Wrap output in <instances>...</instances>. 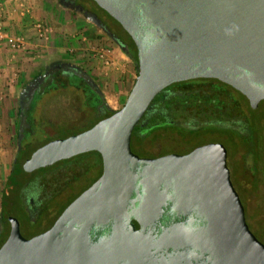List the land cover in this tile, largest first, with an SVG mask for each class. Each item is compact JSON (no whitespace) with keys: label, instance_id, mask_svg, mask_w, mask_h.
<instances>
[{"label":"water","instance_id":"1","mask_svg":"<svg viewBox=\"0 0 264 264\" xmlns=\"http://www.w3.org/2000/svg\"><path fill=\"white\" fill-rule=\"evenodd\" d=\"M134 35L139 46L136 82L123 107L84 132L52 140L26 160L28 172L98 151L104 170L46 232L25 237L17 218L0 248V264H264V242L251 230L232 181L223 143L190 153L140 158L134 130L155 98L175 82L215 78L241 91L257 109L264 100V0H95ZM140 5L154 39L144 47L134 30ZM165 185L174 209L195 212L197 231L164 228L156 237L122 224L135 203ZM145 198V197H144ZM166 198V197H165ZM142 213L151 215L145 200ZM137 212V213H136ZM115 223L98 236L94 226Z\"/></svg>","mask_w":264,"mask_h":264},{"label":"rangeland","instance_id":"2","mask_svg":"<svg viewBox=\"0 0 264 264\" xmlns=\"http://www.w3.org/2000/svg\"><path fill=\"white\" fill-rule=\"evenodd\" d=\"M78 1L100 10L93 0ZM24 3L23 8H27V6L30 8V13L33 14L35 21L52 27L53 32L49 41L36 40L32 42L29 39L31 44L28 43L27 49L18 53L22 57L20 63H16L18 55L14 60H9V64L6 63L10 75L2 84L4 87L2 85L0 87L3 91L2 94L0 93L3 96L0 101V107H2V109L0 108V203L1 191L5 187L6 179L17 154L18 118L17 115L14 116V113L18 112V107L15 100L23 84L28 81L31 83L34 78L41 74L46 65L61 58L62 61L73 67L83 66L91 81L101 89L106 103L111 108L119 110L125 104L138 76V69L127 55L115 47L84 14L72 12L73 8L69 5L60 3L56 5L55 0H27ZM21 35L24 36V34ZM29 41L27 40V42ZM97 45L112 49L111 65H106L97 58L96 50H94ZM13 62L14 66L12 65ZM86 103L87 98L84 92L75 87H64L45 94L35 111V115L37 125L39 127L43 125L52 136L40 130L37 135L38 140L44 142L51 137L59 138L78 134L92 126L97 121V116L88 108ZM92 103H96V101L93 100ZM249 114L253 123L257 124V127L261 126L264 130V101L257 109L251 108ZM157 134H161L160 138H151L147 142V148L156 154L161 152L164 154H185L199 145L209 144V142L223 143L227 147L230 175L246 208L247 222L254 234L264 242V184H261L260 190L255 192L254 183L252 184L249 180L252 175L249 172L244 173L242 160L236 157V149L229 142V138L222 139L220 135H206L191 140L183 138L175 131H159ZM98 176V170H94L89 178L86 175L77 185L78 187L76 186L78 192ZM244 184L250 193L245 189ZM78 192L75 189L69 191L63 198V205ZM18 217H21L20 214ZM51 220L52 218L32 229L31 232L33 233H23V235L31 238L40 234L37 232L43 230Z\"/></svg>","mask_w":264,"mask_h":264},{"label":"flooded vegetation","instance_id":"3","mask_svg":"<svg viewBox=\"0 0 264 264\" xmlns=\"http://www.w3.org/2000/svg\"><path fill=\"white\" fill-rule=\"evenodd\" d=\"M96 5L100 8H92L87 4H80L76 0H55V4H65L69 5V7L73 8L72 12L82 13L86 16V18L94 23L100 31L111 41L115 47H118L127 57L132 61L135 65L136 69L139 67V46L134 38V35L127 31L124 26L117 21L113 16H111L106 10H104L95 0H93ZM113 2L119 6L117 0H113ZM133 13L135 14L134 23L138 25V28L134 30V34L140 43L146 47L150 41L154 39L153 34L149 31L150 25L145 22V17L141 12L140 5L135 6L133 8ZM82 66L73 67L69 65L67 62L62 61L61 58H58L42 69L40 75H38L35 79L30 83V90L23 92V97L31 98V93L35 89L41 90L45 83H47V78L53 72L61 71L65 74L68 71L80 72L82 73ZM65 70V71H64ZM83 74V73H82ZM85 76V75H84ZM87 82L91 85L92 89L96 91L98 95L102 97V104L98 106V99L96 100L95 109L89 106V102L87 100L86 105L88 108L92 110L94 115L97 116V121L90 126L89 128L84 129L88 130L92 128L99 121L111 116L109 115V109L111 108L105 100V96L102 93L101 89L91 81L89 75H86ZM215 79V78H214ZM219 80V79H218ZM225 83V82H223ZM227 84V83H225ZM229 85V84H227ZM239 93L243 94L241 91L237 90L233 86L229 85ZM163 92L162 95H164ZM244 95V94H243ZM86 96V95H85ZM245 96V95H244ZM87 98V96H86ZM98 98V97H97ZM245 99L250 104L249 99L245 96ZM264 101V100H263ZM262 101V102H263ZM261 102V103H262ZM260 103V105H261ZM154 105V104H152ZM147 112V114L143 117L145 118V122H148L152 116L155 115V110L152 109V106ZM259 105V106H260ZM23 108V106H22ZM18 144L17 151L20 149V152L26 153V159L21 162H17V167H12L7 179L13 176V179L16 181H20L22 183V190L19 193L20 202L16 204L17 201H9L10 207L14 209L16 215H10L8 218H4L1 212L2 199L0 203V248L8 239L11 230L12 223L10 221L11 217H15L20 222L21 232L23 233H33L32 229L36 228L39 224L45 222L52 218L50 223L43 229L38 231L37 233H43L49 230L63 213V211L71 204L79 195H81L86 189H88L96 180L100 178L104 170L103 157L101 155V160L99 157L94 156V151L85 152L76 156H73L68 159H63L51 166L42 167L36 169L32 172H28L24 168V164L27 159H29L35 151H37L42 146L48 144L52 140L58 139L51 137L46 141H39L37 138L38 131H43L49 134L45 127L37 125V118L34 120H25L22 116V120H18ZM29 131L30 136L28 139L24 140L22 131ZM163 131V130H162ZM81 133V132H80ZM52 136L51 134H49ZM73 134L59 137L66 138ZM161 135V134H160ZM158 135V137L160 136ZM222 139H226L227 136H223L221 133L219 134ZM262 135V150L264 156V130L261 131ZM212 136V135H211ZM217 136V135H214ZM157 137V138H158ZM160 138V137H159ZM148 140L137 143L134 142L132 138V150L133 152L139 156L140 158H158L167 154L163 152L156 154L151 152L147 148ZM236 142L239 141L236 139ZM211 143V142H209ZM208 143H204L205 145ZM201 146V145H199ZM236 149V157L241 158L242 160V152H239L238 147ZM191 151L187 152L190 153ZM185 153V154H187ZM229 157V153H228ZM264 159V158H263ZM24 171H23V170ZM94 170L99 171V176L92 181L88 186L78 192V184L83 180V178L87 175V178L93 173ZM39 171V173H38ZM6 179V180H7ZM77 186V187H76ZM246 185L244 184V187ZM77 190L78 193L69 201L64 203L63 198L68 194L69 191ZM245 189L249 191L247 186ZM143 193V198L141 201L135 203L132 209L137 210L138 214L134 212L130 215V218L126 219L122 224V228H126L128 232H131L134 227L136 230H140L143 233H152L156 237H159L161 233H163L164 228L169 226L178 225L180 228L184 229L187 232L190 230L197 231V229L205 224L204 220L198 216L195 212L188 213L185 215L183 212L179 213L176 209H174L173 200L169 198V195H173V190H167L165 185L158 186L155 191H153L155 199H151L146 197L145 191L141 189ZM240 194V193H239ZM241 196V195H240ZM145 197V198H144ZM166 197V198H165ZM242 199V198H241ZM145 200L149 201V206L152 207V213L149 215L148 213H142L143 206L145 204ZM58 210V211H57ZM136 212V213H137ZM20 214L21 217H18ZM115 223H109L108 225H100L94 226L91 230V233H94L98 236H104L107 233H114ZM36 233V232H34Z\"/></svg>","mask_w":264,"mask_h":264},{"label":"trees","instance_id":"4","mask_svg":"<svg viewBox=\"0 0 264 264\" xmlns=\"http://www.w3.org/2000/svg\"><path fill=\"white\" fill-rule=\"evenodd\" d=\"M76 1L79 3L78 0ZM81 69L83 74L74 71H68L65 74L56 70L49 75L47 83L41 90L35 89L31 93V98H28V95L23 97V92L30 90V81L23 84L15 100L18 112L14 113V116L17 115V120H22V116L25 120L36 119L35 111L44 95L64 87H75L82 90L87 96L90 107L95 109L96 103H92V101L97 99L98 106H101L102 97L87 82V70L83 66ZM34 80L36 79L34 78ZM163 92H165L164 95H162ZM163 92L152 103L155 115L148 122L142 118L136 126L133 134L134 142L140 143L151 138L156 139L157 133L162 130L178 132L183 138L191 140L206 135L218 136L221 133L229 138L231 145L235 148L238 147L239 152H242L244 173H251L252 177L247 176L250 182L254 183L255 192H258L260 185L264 184L261 135L263 128L257 127V124L253 123L249 114L252 107L245 96L218 79L203 77L175 82ZM91 99L93 100L91 101ZM116 111L109 109V115ZM17 134H19V129ZM22 135L26 140L29 138L30 132L22 131ZM236 139L239 141L238 143ZM94 156L101 160V155L97 151H94ZM25 159L26 153L20 152L19 149L13 167L18 168L17 162ZM22 185L19 180L15 181L13 176L6 180L5 187L1 191V212L4 218L7 219L8 216L15 215L9 201H17L16 204L18 201L20 202L19 193L22 190Z\"/></svg>","mask_w":264,"mask_h":264},{"label":"crops","instance_id":"5","mask_svg":"<svg viewBox=\"0 0 264 264\" xmlns=\"http://www.w3.org/2000/svg\"><path fill=\"white\" fill-rule=\"evenodd\" d=\"M24 2H27V0H0V3H2V7H0V22L12 33L19 35L24 34V36L28 38V41L30 39V41L33 42L39 40L35 29V23L37 21H35L33 14L30 13L31 10L28 6L27 8H23ZM30 41L28 42L29 44H31ZM19 52L12 51L6 43L0 42V87L7 79L6 77L10 75V70L7 69L9 60H14L16 55L19 56ZM21 58L22 57L19 56L16 63H20ZM12 65L14 66V62ZM2 92L3 91L0 89L1 94ZM0 108L2 109V107Z\"/></svg>","mask_w":264,"mask_h":264},{"label":"built area","instance_id":"6","mask_svg":"<svg viewBox=\"0 0 264 264\" xmlns=\"http://www.w3.org/2000/svg\"><path fill=\"white\" fill-rule=\"evenodd\" d=\"M0 7H2V3H0ZM35 29L39 40H50V36L53 32L52 27L42 22H36ZM0 42L6 43L8 47L14 52L24 51L28 46V42L25 36L12 33L5 27L2 22H0ZM94 50H96V56L98 59L103 61L106 65L112 64V59L110 57L112 53L111 48L103 45H97L96 47H94ZM2 98L3 96L0 94V101L2 100Z\"/></svg>","mask_w":264,"mask_h":264}]
</instances>
